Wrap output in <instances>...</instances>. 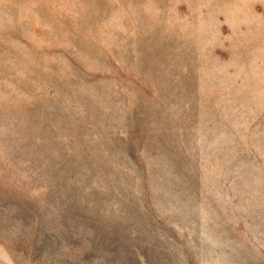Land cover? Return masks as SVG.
Segmentation results:
<instances>
[{"label":"rangeland","instance_id":"374dc122","mask_svg":"<svg viewBox=\"0 0 264 264\" xmlns=\"http://www.w3.org/2000/svg\"><path fill=\"white\" fill-rule=\"evenodd\" d=\"M0 264H264V0H0Z\"/></svg>","mask_w":264,"mask_h":264}]
</instances>
